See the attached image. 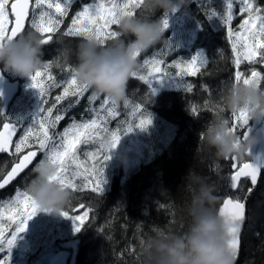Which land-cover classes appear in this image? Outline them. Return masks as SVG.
Returning a JSON list of instances; mask_svg holds the SVG:
<instances>
[{
	"label": "trees",
	"instance_id": "trees-1",
	"mask_svg": "<svg viewBox=\"0 0 264 264\" xmlns=\"http://www.w3.org/2000/svg\"><path fill=\"white\" fill-rule=\"evenodd\" d=\"M92 1L75 0L69 9V15L63 18L64 24L61 25V29H65L70 24L72 16L83 4ZM258 2L264 7V0ZM187 9H194L193 12L199 14L196 15L199 16L196 19H199L200 23L189 46L190 49L182 51L184 55L181 59L189 60L192 56L203 53L207 63L201 68L200 74L184 77V81L193 85L192 92L185 91L186 85L183 83L180 88L169 80H163L153 83L156 91L152 100L149 98L148 87L142 81L130 78L127 85L128 106L125 107L124 103L118 104L119 115L114 119L116 121L125 118V120H120L121 124L118 126L114 125L113 120L111 121L113 124L108 127L111 131L119 129L118 134H122L129 125L133 126V130L125 137V141H129L128 149L120 150L117 146L110 151L111 159L106 162L105 168L107 183L103 195L94 194L87 189L82 190L74 193L70 205L63 209L73 212L72 205H75V209L81 208V204L90 205L91 223L86 220V226L72 237L76 244V250L71 249L70 258L73 259V264H143V249L146 242L154 235L160 231L180 233L187 230L190 221L187 206L191 199L189 175L203 178L214 185L217 210L228 196L243 200L252 186L250 179L245 178L241 180L243 184L241 190L234 192L229 187V177L235 172L232 167L233 161L231 158H218L215 150L206 144L202 135L207 123L213 118L217 110V102L225 89L235 83L236 69L232 62L233 53L227 29L219 19H207V14L213 9L222 13L224 3L221 0H191ZM137 15L145 16L146 10L143 8L137 10ZM160 16L161 13L157 12L156 17ZM173 16L174 13L168 14L169 27ZM235 20L232 21V27ZM188 26L193 27V24L188 23ZM116 27L113 26V29ZM169 27L164 32V37L170 34ZM28 32L35 31L27 27L25 33ZM83 40L85 39L82 37L57 35L55 42L44 47V60L49 61L58 57V63L61 65V67L53 66L51 69L54 77L58 79L63 77L64 80L69 78L66 69L77 63L75 51ZM166 46L167 42L162 40L142 52L138 57L139 65L145 57H151L153 53H157V58L166 61L165 66L171 64V56L161 52L166 50ZM62 49L67 50L69 55H62ZM252 69L260 71L264 76V64L243 63L240 67L242 72L248 73L247 78L250 79ZM138 70L141 74L147 72V69L141 67ZM170 71L176 70L170 69ZM4 73L10 79H19L22 82L20 94L8 111L5 114L0 111V121H11L17 125L18 137L25 127L34 123L42 106V99L38 91L30 87V79L20 78L7 71ZM260 88H264V82H261ZM62 90V88L50 89L49 95L45 97L49 101V106ZM91 92L93 90L90 89L85 97ZM61 104L66 105V101H62ZM137 104L141 105L143 112L152 114V124L146 131L135 128L139 123L140 113L137 112L135 115L132 113ZM194 105L201 110L202 114L199 117H194L189 112ZM88 107V101L82 99L79 105L69 111L68 117L78 115L77 120L87 119L85 110ZM224 116L229 118L232 124L235 122L231 113L225 112ZM68 117L61 122L58 130H62L67 125ZM244 130L238 128L237 134L243 136ZM132 144H137L136 151L133 150ZM86 151L96 152L98 145H81V150L78 152L80 161L91 167L95 162L84 155ZM42 158L39 156V159ZM13 159L11 155L1 153L0 165L3 167H0V172L8 170ZM248 160L250 158L246 156L238 159L237 162L242 164ZM32 176V172L24 173L18 183L0 192V200L12 197L15 188L20 190L22 187L27 188ZM77 182H84L83 178H78ZM109 236L111 239L108 238ZM236 264H264V170L247 202L241 252Z\"/></svg>",
	"mask_w": 264,
	"mask_h": 264
},
{
	"label": "snow or ice",
	"instance_id": "snow-or-ice-1",
	"mask_svg": "<svg viewBox=\"0 0 264 264\" xmlns=\"http://www.w3.org/2000/svg\"><path fill=\"white\" fill-rule=\"evenodd\" d=\"M74 3L75 0H0V44L25 33L27 24L28 29L40 35L45 46L55 42L57 35L92 39L105 45L119 37L117 27L113 29V26H118L121 16H136L137 10L143 8V0H95L93 3L83 4L81 9L72 16L70 24L65 29H61V25L64 24L63 18L69 15V9ZM236 6H238L242 22L236 29H233L232 21ZM207 19H219L227 29L233 53L232 62L236 69L234 82H242L245 85L255 84L260 87L261 82H264L261 72L250 70V79L247 78L248 73L242 72L240 67L243 63L264 64V7L260 6L258 0H224L223 12L213 9L210 14H207ZM161 23L163 29L167 30L169 27L168 14L164 15ZM172 51V45L167 40L166 50H161V52L171 55ZM136 55L140 57L141 53ZM206 63L207 58L203 53H198L189 60L173 59L171 64L165 66L166 61L157 58V53H153L151 57H145L140 65L141 68L147 69L146 74H141V71L137 70L131 78L142 81L148 87L149 98L152 100L156 91L153 83L163 80H169L174 86L180 88L183 83L186 85L184 90L192 92L193 85L184 81V77L200 74L201 68ZM53 66L61 67L58 57L47 61V66L30 78V87L36 89L42 99V106L34 123L25 127L22 134L17 137L16 124L10 121H0L2 124L0 153L10 154L14 158L10 170L5 169L0 172V190L5 189L18 178H22V174L32 172V165L39 156H42L43 158L39 161L48 160L57 168V176L50 180H55L56 183L67 187L73 193L87 189L94 194L103 195L107 183L105 179L106 162L111 159L110 151L117 147L121 139L118 134L119 129L110 131L106 126L108 118L115 119L119 115L117 104L95 92L85 97L90 88L78 81L72 66L66 69L69 77L66 80L63 77L58 79L52 75ZM170 69L176 71L172 72ZM51 88H62L63 90L61 94L55 96V100L49 106V101L45 97L49 95ZM205 90H207L206 86ZM85 98L89 104L86 109L88 118L77 120L76 117H68L69 111ZM62 101H66V105L61 104ZM97 101H100L99 107H96ZM124 106H128V100ZM102 112L104 115L101 114ZM137 112L140 113V117L135 128L146 131L152 124V114L143 112L139 104L134 106L132 114L135 115ZM189 112L194 117L202 114L200 108L195 105L190 108ZM66 117L69 122L62 130H58ZM233 117L235 122L232 124V130L234 132H237L238 128L247 126L245 113L241 112ZM132 130L133 126L129 125L125 129V135ZM13 137L17 139L14 140ZM90 144L98 145V151L84 152L86 157L95 162L91 167L80 161L78 156L81 145ZM231 160L233 161L232 167L238 168L229 177L231 189L239 191L243 188L241 177L250 179L252 185L257 184L261 170L264 168V162L259 161V158H254L255 162H246L240 167L236 163L238 158L231 157ZM78 178H83L84 182L78 183ZM22 205L23 208H21ZM80 207L89 210L83 211L82 214H71L68 210H62L60 213L75 222L76 232L86 226V220L91 223L92 219L90 205L81 204ZM159 207L165 206L159 205ZM72 208L75 209V205H72ZM38 211V205L27 190L21 191L16 188L14 196L7 200H0V252H4L5 249L9 252V255L0 259V264H9L10 252L18 235L25 231L27 222ZM218 212L224 217L230 236L229 247L236 257L240 244L241 224L245 220V204L239 197L228 196L222 201ZM108 238L111 239L110 236Z\"/></svg>",
	"mask_w": 264,
	"mask_h": 264
},
{
	"label": "clouds",
	"instance_id": "clouds-1",
	"mask_svg": "<svg viewBox=\"0 0 264 264\" xmlns=\"http://www.w3.org/2000/svg\"><path fill=\"white\" fill-rule=\"evenodd\" d=\"M191 0H143L145 16H121L117 26L119 37L101 45L85 39L77 46L74 73L81 84L107 97L114 104L127 101V85L140 65L137 53H142L164 39L162 27L165 14L186 10ZM160 12L161 16L156 17ZM156 17L153 19L152 17ZM42 38L28 32L0 44V70L20 78L30 79L47 66ZM62 55H69L61 50ZM213 118L207 123L203 136L218 158L242 159L264 143V88L255 84L232 83L227 86ZM232 116L241 112L248 121L243 136L232 130V123L224 113ZM27 185L39 211L60 214L73 200L74 193L55 180L57 168L48 160H41L32 170ZM191 199L187 206L190 221L187 230L160 231L143 249V264H235V254L229 247L227 225L217 208L214 185L203 178L189 175Z\"/></svg>",
	"mask_w": 264,
	"mask_h": 264
},
{
	"label": "rangeland",
	"instance_id": "rangeland-1",
	"mask_svg": "<svg viewBox=\"0 0 264 264\" xmlns=\"http://www.w3.org/2000/svg\"><path fill=\"white\" fill-rule=\"evenodd\" d=\"M95 2V0H93ZM92 2H88V3H93ZM209 1V0H208ZM212 1V0H210ZM215 1V0H213ZM224 3V0H221ZM196 8V7H195ZM194 8V9H195ZM236 8L235 13V22L233 23V29L237 28L238 25L242 22V18L240 13L238 12V6L234 7ZM194 9H187V11H183L182 13H178L176 17L172 18L171 21V31L170 34L165 36L163 41H170L173 51L171 53V58L170 60L172 61L173 59H181V57L184 55L182 54L183 50H187L190 49L189 46H191V43L193 41V37L196 35V30L199 28V19L196 15H199L197 12H193ZM172 14V13H171ZM188 23H192L193 27L188 26ZM100 103V102H99ZM99 103L97 104V107H99ZM103 113V112H102ZM114 119L112 118H108L107 122L111 124V121H113ZM121 121H124L125 118H120L118 120H114L113 122H115L114 125L118 126L119 124H121ZM126 127V125H125ZM109 129V128H108ZM110 130V129H109ZM111 131V130H110ZM128 134V133H127ZM127 134L125 135V132L122 134H119L121 136L120 142L117 145L120 150L122 149H128L129 146V141H125V137H127ZM133 145V150L136 151V147L137 144H132ZM111 153H109L110 155ZM23 207V205L21 206V208ZM85 211V210H84ZM83 211L80 213H73V214H82ZM44 216V212H40L38 211L37 214L35 216H33V218L31 220H29L27 222V227L25 229L24 232L20 233L17 237L16 243L14 245V247L12 249H16V246L19 247L18 245L22 246V248H18V250L23 251L25 253H21L24 256H26L27 258L25 259V261H21V262H15L16 260V251L11 249L10 252V262L9 264H66L68 257L70 255L69 251L66 249H61L58 250L57 253H55L54 251L52 253H48L47 251H44L46 253H39L37 255H32V257L30 256V251L31 250H35L37 248H35V246L41 245L43 248V245H51V238L48 240L47 236L51 235L49 233H51V228H48L45 230L46 233V238L45 240H42L40 243H38L40 237L38 235L39 232V228L41 227V223L40 220L42 219V217ZM47 217H50L51 219H55L54 221L49 220V223L52 224H56L58 226V232L59 235L61 236H68L71 233H77L74 228H75V222L70 219V218H65L64 216L60 215V214H46ZM5 223H7V221H5ZM30 237V238H29ZM30 240H29V239ZM31 240H35L36 243H32ZM31 244H34L35 246L33 248H31ZM7 250V249H6ZM50 251V250H49ZM30 252V253H27ZM37 253V251H36ZM9 255V252L7 253H0V259H2L4 256Z\"/></svg>",
	"mask_w": 264,
	"mask_h": 264
},
{
	"label": "water",
	"instance_id": "water-1",
	"mask_svg": "<svg viewBox=\"0 0 264 264\" xmlns=\"http://www.w3.org/2000/svg\"><path fill=\"white\" fill-rule=\"evenodd\" d=\"M25 27H26V25H25ZM19 89H20L19 80L10 81L9 78L7 76H5L2 71H0V98L4 101V107L2 109V112H6L9 103L18 94ZM0 130H2V127L0 128ZM15 138L16 137H13L14 140H15ZM248 157H250V160L247 161V162H255L254 158H259V161L264 162V143H261V145L257 149H254L253 150V154L249 155ZM242 165H240V167H242ZM237 170H238V168H235V171H237ZM263 170H264V168H262L261 173H262ZM260 177H261V174L258 177V182L260 180ZM242 179H244V177H241V180ZM258 182H257L256 185H252L251 186V189L248 191L247 195L245 196V199L241 201V202H243L245 204V220H246V215H247L246 206H247V202H248L249 196L254 191V189H256V187L258 185ZM9 186H7L6 188H8ZM235 190L236 189H233V191H235ZM245 220L241 224V231H240V234H239L240 244H239L238 254H237L236 259H235V264L238 262L239 257H240L241 245H242V233H243V229H244Z\"/></svg>",
	"mask_w": 264,
	"mask_h": 264
},
{
	"label": "flooded vegetation",
	"instance_id": "flooded-vegetation-1",
	"mask_svg": "<svg viewBox=\"0 0 264 264\" xmlns=\"http://www.w3.org/2000/svg\"><path fill=\"white\" fill-rule=\"evenodd\" d=\"M27 27H28V26H27ZM27 27H26V29H27ZM18 180H19V179H18ZM18 180H17V181H18ZM18 182H19V181H18ZM18 182H16V183H18ZM15 187H17V186H15ZM15 189H16V188H15ZM6 190H7V189H6ZM3 191H4V190H3ZM0 192H1V191H0ZM57 250H58V247L55 248V251H54V252L57 253ZM14 251H15V250H14ZM7 252H8V250L5 249L4 252H0V253H7ZM16 253H25V252L20 251V250H17ZM27 253H30V252H27ZM49 253H52V252L50 251Z\"/></svg>",
	"mask_w": 264,
	"mask_h": 264
},
{
	"label": "bare ground",
	"instance_id": "bare-ground-1",
	"mask_svg": "<svg viewBox=\"0 0 264 264\" xmlns=\"http://www.w3.org/2000/svg\"><path fill=\"white\" fill-rule=\"evenodd\" d=\"M52 75H53V74H52ZM55 77H56V76H55ZM57 94H58V93H57ZM85 99H86V98H85ZM86 100H87V99H86ZM84 102H85V101H84ZM79 107H80V106H79ZM81 107H82V106H81ZM77 108H78V107H77ZM84 108H85V107H84ZM82 109H83V108H82ZM82 111H83V110H82ZM85 111H86V110H85ZM78 113H80V112H78ZM83 113H84V112H83ZM30 115H31V114H30ZM74 116L77 117L78 115H74ZM86 117H88V116H86ZM77 118H78V117H77ZM168 121H169V120H168ZM172 124H174V123H172ZM109 128H110V127H109ZM248 161H249V160H248ZM237 163H238V162H237ZM239 165H240V164H239ZM250 189H251V188H250ZM250 189H249V190H250ZM235 191H236V190H235ZM235 191H234V192H235ZM247 193H248V192H247ZM246 195H247V194H246ZM244 199H245V198H244ZM244 199H243V200H244ZM241 201H242V200H241ZM246 209H247V206H246ZM242 234H243V233H242Z\"/></svg>",
	"mask_w": 264,
	"mask_h": 264
}]
</instances>
